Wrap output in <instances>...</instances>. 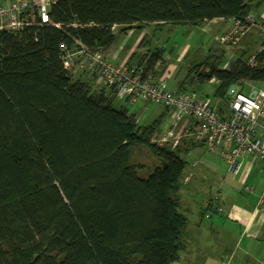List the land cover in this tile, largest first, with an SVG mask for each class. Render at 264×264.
Instances as JSON below:
<instances>
[{"label": "trees", "instance_id": "1", "mask_svg": "<svg viewBox=\"0 0 264 264\" xmlns=\"http://www.w3.org/2000/svg\"><path fill=\"white\" fill-rule=\"evenodd\" d=\"M263 3L58 0L49 16L59 27L29 26L16 34L0 30V264L178 260L186 222L180 145L152 142L160 118L140 125L126 107L113 106L120 97L111 86L95 90L75 78L59 59V43L103 50L114 41L112 25L121 31L151 23L201 26L219 17L240 19ZM163 51L149 48L134 65L157 76L156 66L166 63ZM251 54L256 66L247 63ZM222 57L203 58L186 77L215 78L213 95L226 113L231 84L264 82V40L229 68H220ZM137 150L146 151L155 165L148 169L136 161ZM139 169L148 174L140 176ZM209 200L202 204L203 217L211 210Z\"/></svg>", "mask_w": 264, "mask_h": 264}, {"label": "built area", "instance_id": "2", "mask_svg": "<svg viewBox=\"0 0 264 264\" xmlns=\"http://www.w3.org/2000/svg\"><path fill=\"white\" fill-rule=\"evenodd\" d=\"M58 0H11L0 2V30L21 33L29 26L59 24L50 20L49 9ZM232 21L228 30L215 36L219 44L231 46L237 44L253 27L264 33V26L253 13H247L240 19ZM111 29H116L115 25ZM59 59L63 67L73 73L75 68H82L90 73L102 85L111 86L117 97L128 98L133 102L138 98L159 104L169 110L171 123L163 132L152 136L151 141L159 145L168 144L175 147L182 139H191L202 143L204 149L222 157L227 170L233 174L239 172L243 155L264 165V92L245 94L233 91L228 102L227 112L220 111L217 103L213 104L209 96L196 94L193 91L171 90L165 77L152 73H143L141 67L128 66L124 63H112L104 55L101 48H89L83 43L69 47L65 42L59 43ZM251 66L257 65L254 54L247 58ZM210 81L216 82L215 78ZM186 117L196 118L192 127L177 130V125ZM197 162H191V167ZM192 176L187 172L183 176L186 182ZM263 187L257 208H264V167L262 169ZM251 190V188H248ZM220 191L212 198L211 210L204 216L223 212L220 204ZM210 200L204 202L208 205ZM264 216V215H263ZM264 221V220H263ZM264 264V260L262 262Z\"/></svg>", "mask_w": 264, "mask_h": 264}, {"label": "crops", "instance_id": "3", "mask_svg": "<svg viewBox=\"0 0 264 264\" xmlns=\"http://www.w3.org/2000/svg\"><path fill=\"white\" fill-rule=\"evenodd\" d=\"M10 1L11 0H0V2L2 3H7ZM252 13L255 15L256 19L259 22L264 23V3L258 9V11H254ZM231 23L232 21L230 20V18L219 17L205 22L201 28L203 31L211 34L213 40L216 42L215 36L228 30L231 26ZM117 27L118 28L116 30L120 29V26ZM263 40H264V33L260 32V30L253 27L251 30H249L246 33V35L237 44L231 46L219 45L222 47V49H220V51L218 52H215L216 54L214 55L216 56L219 54H223L220 68H229L231 62L245 51H250L252 53L255 50L259 49L261 47V43ZM110 46L106 49H103V53L105 57L110 62L117 64L124 63L128 66L138 64L139 59L136 60L133 56L134 53L138 52L137 51L138 49L136 48L137 45L129 46L127 48V51H123V55L121 54V49L118 51L112 50ZM146 50H139L141 51L139 52L140 55L145 54L147 52ZM238 51H240L241 53H239ZM188 69L189 67L185 70L181 66H177L175 64H169L166 62L165 65L163 64L161 68L156 66L154 71L156 72L158 77L166 78L167 86L169 87L168 80L171 77L175 78L176 80H179L178 76L179 77L182 76L181 72L184 71L186 72L188 71ZM73 74L75 78H80L82 80L87 81L91 85V87L95 90L99 89L102 85L100 84V82L96 81V78L91 76L87 71H85L82 68H78V67L75 68ZM209 82L215 84L217 83V81L212 82L210 80ZM246 84L248 85L249 89H248V93L245 94H251L252 92H254V90H257V92L260 91L264 92V82L258 84L246 82ZM169 89L184 90L183 88L180 87V85H178L176 88L169 87ZM234 91H236V89ZM238 92H242V91H238ZM200 94L207 95L205 93H200ZM215 103H217L218 107L222 104V102L219 99H217L213 104ZM164 109L166 112L167 111L169 112V110L166 109L165 107ZM165 111H163L160 115L163 116L165 114ZM196 121L197 120L190 122L187 119H185L177 125V130L187 127H192L196 123ZM170 123H171V115L169 121L165 126L166 127L170 126ZM178 145H180L181 155L183 154V152L187 153L189 151H196L197 149H202L203 147L202 144L193 141L191 139H182L179 141V143L176 146ZM193 161L191 160L188 166L185 165V168L183 170V176L187 172H192V176L188 181L183 183L185 184V187L180 194L182 207L186 215V222L182 231V241L184 243V247L179 251L178 260L173 262V264H210L208 260L209 256L205 250V246L207 242L206 239H202L201 236L208 237L209 235L208 233L211 234L216 232L213 228H215L217 232L223 231L221 235H223L225 232H229V233H233L234 236V234H236L235 231H239V235H238L239 237L235 241L236 250H237V245L241 242L242 239H240V237L242 235L245 234L248 235V237L250 238H257L261 232V228L264 226V221H263L264 208L262 210L257 208L258 200L261 195L262 187H263V180L261 175L264 165L262 163L253 160L249 155H243V157L241 158L242 165L238 173L233 174L227 170V173L230 174L231 176L222 180L224 182L222 183V185H220L219 183V186H217L216 189V191H220L221 194L220 204L223 207V212L209 217L211 228L208 231L206 230V227L201 226L199 220L203 218L202 204L212 197L209 198L205 197L201 201H197V197H198L197 193L199 194V189H200L199 175H201V178L203 179V176L208 171L211 170L212 166H210L209 157L205 158V163L202 164L200 168L198 167L199 162L196 164V166L191 167L190 164ZM248 188H251V190H249ZM192 225L194 226V232L190 234L189 228ZM189 237L196 238L197 243L200 247L198 251L191 250V246H192L191 242L193 240L190 241ZM219 238L221 239L220 236ZM228 250L229 248L227 245V247H225L224 249V253L222 254L224 264L231 263L230 255H232L233 252L228 256V252H229ZM185 253H187V256L183 259L182 256L185 255ZM196 256H199V258L206 256L207 258L205 257V261L202 260L195 261L194 258H196ZM263 260L264 259H262L260 264H263L262 263ZM212 264H219V263L218 261H214Z\"/></svg>", "mask_w": 264, "mask_h": 264}, {"label": "rangeland", "instance_id": "4", "mask_svg": "<svg viewBox=\"0 0 264 264\" xmlns=\"http://www.w3.org/2000/svg\"><path fill=\"white\" fill-rule=\"evenodd\" d=\"M201 27L202 25H154L151 23L143 25L142 28H128L125 31H121L120 29L116 30L118 28L116 26V29H114L116 30L115 38L110 47L112 50L116 51L121 49V54L123 55V51H127L129 46L137 45L136 48L138 49V52L134 55L136 60H138L140 56L139 52L141 51L139 50L147 49L146 51H148L149 48L150 50L156 47L160 49L163 48V58L167 63L181 66L186 70L188 67L194 65L203 58L216 54L215 52L220 51V49H222L221 46H224L219 44L217 40L215 42L212 35L203 31ZM238 52L241 53L240 51ZM185 73L188 74V71L181 72L182 76H178L180 81L171 77L168 80L169 87L176 88L178 85H182V88L186 91H193L196 94L205 93L207 94L205 96H209L213 103L218 99L213 95V91L216 87L215 83L201 82L197 79V77H195L194 73H190L185 79ZM188 78H190V80L187 82L186 80ZM248 89L249 88L246 83L237 86V90L242 91L243 93H248ZM113 106L126 107L130 113L135 114V117L140 125L148 124L151 121L160 118L157 131L153 134V137L157 136L163 132L165 128H167L165 125L170 119V113L168 111L166 112L163 106L145 101L141 98H138L134 102H126L124 99L115 98L113 99ZM163 111H165V114L160 116ZM185 119L190 122L196 120L194 117H186ZM181 156L186 161L187 166L191 160H196L197 163L199 162V168L205 163V158L209 157L210 159V166H212L211 170L203 176V179L201 178V175H199L200 189L199 194L197 193V201H201L205 197H212V195L216 192L219 183L222 185L224 182L222 180L231 176L227 173L225 160L214 153L207 152L204 147H202V149H197L196 151H189L187 153L183 152ZM133 158L139 163L145 164L148 169L153 167L156 163V161L146 151L142 150H137L134 153ZM138 174L144 177L148 174V171L139 169ZM199 221L201 226L206 227V230L209 231L211 228L210 218L203 217ZM213 229L216 232L211 234L208 233V237L201 236V238L206 239L207 242L205 250L209 256L208 260L210 264L214 261H218L219 264H224L222 254L224 253V249L227 245L229 248L228 256L233 252V254L230 255V264H260L262 259H264V226L261 228V232L257 238H250L245 234L242 235L240 237L242 240L237 245V250L235 241L239 237V231H235L236 234L233 236V233L229 232H225L221 235L223 231L217 232L215 228ZM193 232L194 226L192 225L189 228V233L192 234ZM189 240H193L191 242V250L198 251L200 247L196 238L189 237ZM186 256L187 253H185L182 258L184 259ZM205 257L206 256L199 258V256H196L194 259L195 261H205Z\"/></svg>", "mask_w": 264, "mask_h": 264}, {"label": "water", "instance_id": "5", "mask_svg": "<svg viewBox=\"0 0 264 264\" xmlns=\"http://www.w3.org/2000/svg\"><path fill=\"white\" fill-rule=\"evenodd\" d=\"M190 80V78H188L186 81L188 82ZM237 85H241V83L239 82L238 84H231L229 87H228V89H227V91H226V94L228 95V96H231L232 94H233V91L236 89V86ZM256 91L257 90H254V92H252L253 94L254 93H256Z\"/></svg>", "mask_w": 264, "mask_h": 264}]
</instances>
